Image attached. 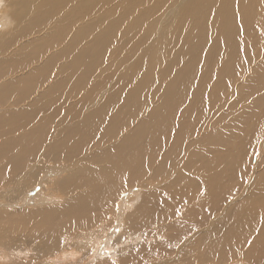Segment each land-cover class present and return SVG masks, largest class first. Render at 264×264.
<instances>
[{
  "label": "bare ground",
  "instance_id": "bare-ground-1",
  "mask_svg": "<svg viewBox=\"0 0 264 264\" xmlns=\"http://www.w3.org/2000/svg\"><path fill=\"white\" fill-rule=\"evenodd\" d=\"M113 261L264 264V0H0V264Z\"/></svg>",
  "mask_w": 264,
  "mask_h": 264
},
{
  "label": "snow or ice",
  "instance_id": "snow-or-ice-1",
  "mask_svg": "<svg viewBox=\"0 0 264 264\" xmlns=\"http://www.w3.org/2000/svg\"><path fill=\"white\" fill-rule=\"evenodd\" d=\"M124 132H127V129H124ZM123 134L124 133L122 132L121 135H123ZM206 191H207L206 189H201L200 195H203ZM246 243L249 244V245H251L252 243H254V241L251 240V239H248V240H246ZM112 264H116V262L113 261Z\"/></svg>",
  "mask_w": 264,
  "mask_h": 264
}]
</instances>
